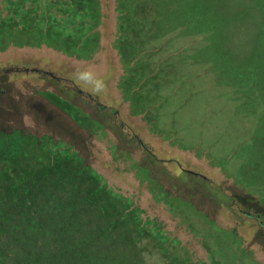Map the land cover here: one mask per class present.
Returning a JSON list of instances; mask_svg holds the SVG:
<instances>
[{
	"label": "rangeland",
	"instance_id": "1",
	"mask_svg": "<svg viewBox=\"0 0 264 264\" xmlns=\"http://www.w3.org/2000/svg\"><path fill=\"white\" fill-rule=\"evenodd\" d=\"M33 1L17 14L24 0H0V222L7 195L24 191L52 197L49 210L74 225V206L60 199L91 172L130 204L121 217L139 211L149 264H264V86L222 75L210 21L193 27L180 0H158L162 11L157 0H93L94 19L86 0H37L34 8L61 6L51 7L62 24L56 39L50 17L34 21ZM250 1L233 9L256 7ZM184 8L193 13V2ZM247 25L235 21L229 32L243 53L255 48ZM81 71L105 81L98 97L77 86ZM54 178L68 189H49ZM78 243L23 233L18 249L24 264H83Z\"/></svg>",
	"mask_w": 264,
	"mask_h": 264
},
{
	"label": "trees",
	"instance_id": "2",
	"mask_svg": "<svg viewBox=\"0 0 264 264\" xmlns=\"http://www.w3.org/2000/svg\"><path fill=\"white\" fill-rule=\"evenodd\" d=\"M36 1L37 0L29 4L31 10L35 9L37 11V9H40L41 12L39 17L34 19V21H40L39 19H43L44 16L50 17L49 21H51V23H49L46 31L47 33L52 32V36L58 39L60 35L56 33V30L58 31V29H62V24L58 21L61 19L53 17L54 14H52L53 11L51 7L56 6V9H59L61 6L58 2H54L55 5L44 2V5L36 4V7L34 8L33 5ZM93 2V0L90 1V4L89 0H86L85 2L87 5L85 6L87 11H85L84 15L88 16L89 19H94V15L91 11H88V9L91 8V5L95 4ZM192 2L193 13L184 8L186 4H190ZM206 2L207 0L205 2L201 0L200 3L199 0H180L174 4H179L180 9L178 13H182L181 17L183 16L184 18H188V23H193V27L200 25L204 27V22L206 20L210 21L212 26L211 29L214 31L216 36L215 42H213L212 39L213 44H211L213 48L219 49L217 50L218 56L216 53L215 57L217 62L221 61L222 57L225 56V53L226 55H230L229 51L237 50V46H243V43L241 42V45L238 39L234 38L232 40V37L229 34V32H231L230 28L233 29L234 27L232 24L235 22L236 17H240V19L243 17L247 18V20H242L240 23L249 24L251 28V32L249 31L250 34L252 33L253 36L256 35V37L264 39V0L250 1L252 3H257L256 7L254 4L253 6L239 5L237 9H233L235 7H233L234 4H232H236L237 0H225L223 3L222 0H215L214 3L212 1V3L209 4L210 8L212 4L211 10L208 7L206 9V6H208ZM26 3L27 0H24L21 5H16L13 11L17 14L28 13L30 8L27 10L22 8L25 7ZM158 6L159 2L157 7ZM162 9L163 8L158 7V11H162ZM36 11L33 12L37 13ZM175 11L176 10L174 9L172 10V12L176 14ZM71 12L75 11L73 10ZM256 15H261V18L258 21L254 20ZM211 16H213L212 20ZM75 17H80L79 11L75 13ZM61 18H63V16ZM200 22L202 24H200ZM22 23H25L24 18ZM26 23L29 24L27 21ZM22 27V24L19 25L15 23L13 25V29L16 31L23 29ZM41 27L42 26L39 24V29H41ZM71 36L73 35H65V38L71 39ZM260 50L262 54L264 52V46H261ZM221 72L225 78H229L227 72L223 73V69ZM263 90H261V92ZM70 168L72 167L70 166ZM68 183L70 184L69 189L73 192L69 196L63 195L60 202L66 206L69 205V203L74 206L72 210L68 211L70 216L76 219L74 225L71 226L64 224V222H66L65 215L62 214L60 216V213L54 215L52 210H49L48 204L52 202V197L50 196H45L44 198V196H34L23 191V193L18 196L8 194L6 198L4 197L6 202L5 206L3 205L2 208L3 219L0 222L2 224V227H0V233L2 234L1 236L6 239L11 236V238L16 241V245L13 247L17 250L10 252V249H6L4 248L5 246L0 244V264H24L20 257L21 251L18 249V246L21 244V237L23 233L28 235L30 240H41L46 239L47 237H52L59 239L63 245L67 242L71 243V240L75 239L79 242V247H81L83 251L85 250L84 255L88 252V254L85 255L87 260L83 264H149V260L144 252L145 248L142 246L144 243L143 236L145 235L147 227L142 226L137 221L139 211H131L127 216L121 217V213H124L125 210L129 208L130 204L128 202H122L121 199L111 196L108 191H104L100 186L99 179H97L91 172L89 173V176H83L80 181L73 180ZM47 186L49 189L59 187L64 188L65 190L68 189L64 185L61 187V182L57 178L49 180L47 182ZM13 188L16 187L11 186V189ZM73 193L77 195L73 196ZM73 199L76 201H73ZM102 200L105 201V203H102ZM14 206L18 207V209H14ZM115 208L119 211L118 217L116 216L118 212L114 210ZM84 217L91 219L89 223H82ZM10 226L12 228H10ZM30 227L33 228L32 231L27 229ZM72 227H74V229L70 232ZM114 236L116 237L113 238ZM153 236L155 239H158L159 233L156 231L153 233ZM37 251V253H39V249H37ZM42 252L43 250H41V253ZM6 255H8V257H6ZM65 259L69 260V257L65 256ZM154 263L159 264V261H154ZM170 263L181 264L180 261L175 260H172ZM79 264H82V262Z\"/></svg>",
	"mask_w": 264,
	"mask_h": 264
},
{
	"label": "crops",
	"instance_id": "3",
	"mask_svg": "<svg viewBox=\"0 0 264 264\" xmlns=\"http://www.w3.org/2000/svg\"><path fill=\"white\" fill-rule=\"evenodd\" d=\"M260 18L261 15H256L254 20L258 21ZM242 20H247V18H235V21ZM247 28L251 29L249 25H247ZM252 38L255 47L254 51L246 53L247 50H245L243 53L244 47L237 46V50L229 51L230 55H226L225 53V56H223L222 69L225 70V73L227 72L230 82L235 81L233 77L246 75L249 84L264 86V52L261 54L260 50L261 46H264V39H260L259 37H256V35H252ZM246 69H248L249 72L245 73Z\"/></svg>",
	"mask_w": 264,
	"mask_h": 264
},
{
	"label": "clouds",
	"instance_id": "4",
	"mask_svg": "<svg viewBox=\"0 0 264 264\" xmlns=\"http://www.w3.org/2000/svg\"><path fill=\"white\" fill-rule=\"evenodd\" d=\"M75 82L82 91H86L90 95L96 97H98L106 87L105 81L92 71L79 72L78 76L75 77Z\"/></svg>",
	"mask_w": 264,
	"mask_h": 264
},
{
	"label": "flooded vegetation",
	"instance_id": "5",
	"mask_svg": "<svg viewBox=\"0 0 264 264\" xmlns=\"http://www.w3.org/2000/svg\"><path fill=\"white\" fill-rule=\"evenodd\" d=\"M258 219H259V218H258ZM259 221H260L262 224L264 223V220H263V219H261V218L259 219Z\"/></svg>",
	"mask_w": 264,
	"mask_h": 264
}]
</instances>
